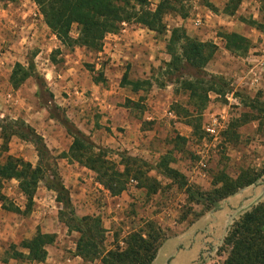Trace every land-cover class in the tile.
Instances as JSON below:
<instances>
[{
  "label": "rangeland",
  "instance_id": "rangeland-1",
  "mask_svg": "<svg viewBox=\"0 0 264 264\" xmlns=\"http://www.w3.org/2000/svg\"><path fill=\"white\" fill-rule=\"evenodd\" d=\"M159 1L148 0L147 7L154 10ZM171 3L175 11L163 17L165 33L122 23L117 33L105 36L97 53L63 46L45 25L34 0L0 2V124L5 120L24 122L43 138L57 158V171L76 215L100 221L102 233L96 242L103 254L112 253L118 264H164V252L151 261L158 251L156 245L187 231L193 237L201 235L203 247L198 256L195 249L182 251L175 258L177 264H226L229 260L236 264L240 243L236 239L227 243L228 235L236 224L247 221V238L252 235L254 242L264 214V69L239 75L252 64L227 59L226 54L221 68L215 67L213 58L201 72L187 65L167 67L180 57L179 48L169 43L174 27L185 25L189 37L213 43L215 36L228 33V26H222L215 14L221 17L226 6H236L235 0ZM210 5L216 9L214 14L209 13ZM237 6L251 11L239 14L246 20L259 9L258 2L254 7L246 2ZM181 15H186L183 23ZM261 18L258 14L257 19ZM196 19L201 21L198 29L193 26ZM222 20L227 22V18ZM229 28L257 45V32L235 22ZM71 36H77L75 25ZM13 72L17 79L27 76L16 88L10 81ZM124 73L130 81L142 83L138 91L120 86ZM209 74L222 77L234 96L231 100L209 98L206 109L196 114L197 106L189 102L180 83ZM242 76H247L246 84ZM50 93L53 103L65 110L69 121L93 145V153L106 150V159L118 172L123 170L120 155L131 149L114 146L112 139L142 137V150L147 153L132 157L150 166L143 171L154 182L141 185L130 177L125 190L112 197L95 172L68 158L72 138L50 116ZM132 119L136 124L128 127ZM211 129L214 132L208 131ZM1 146L0 139V164L11 156L36 165L32 144L12 137L5 151ZM161 159L184 177L187 187L205 195L201 202L189 198L185 187H178L159 172ZM1 193L6 201L0 203V261L7 264V251L14 250L10 245H18L25 254L15 264H102L100 259L87 262L75 255L78 234L59 221V213L65 210L42 182L28 209L15 180H4ZM224 210L213 228L202 224L191 229L201 216L212 221L214 213ZM36 235H54L45 248L46 259L40 263L28 259ZM190 243L191 239L184 240L185 246Z\"/></svg>",
  "mask_w": 264,
  "mask_h": 264
},
{
  "label": "trees",
  "instance_id": "trees-1",
  "mask_svg": "<svg viewBox=\"0 0 264 264\" xmlns=\"http://www.w3.org/2000/svg\"><path fill=\"white\" fill-rule=\"evenodd\" d=\"M16 1L0 0V2L7 3ZM173 1L160 0L154 10L147 7L148 0H34V3L47 28L63 46L69 48L74 46L83 47L99 53L102 50L105 36L117 33L122 23L132 22L157 34L165 33L166 26L163 23V17L168 11H175L171 3ZM261 11L264 13V0L262 1ZM185 16L181 15V17ZM251 24L264 33V23L252 21ZM74 25L77 29L75 38L71 36V30ZM227 38L230 41L231 53L239 56L247 53L250 44L245 38L236 34H231ZM169 43L179 48L180 57L174 63L173 61L168 63L167 67L171 65H187L201 72L216 52V46L213 43H203L193 39L182 28H173L170 31ZM56 52L58 53L59 51ZM15 66L21 68L19 64ZM26 77L24 75L21 79H17L13 72L10 77L12 86L14 88L18 87L25 81ZM141 84L140 82L130 81L126 73H124L120 81L122 88L130 87L134 92L139 90ZM180 88L188 92L189 102L197 106L196 114H200L206 109L209 103V93L224 97L225 94L231 92L222 77L210 74L199 76L193 80H182ZM49 103L51 106L47 105V108L49 112L51 111V118L57 121L72 138L71 145L67 151L68 158L95 172L100 183L112 197L118 196L125 190L126 181L130 177L141 181V185H150L154 182L145 173L150 169V166L137 157L126 154L120 155L119 162L123 166V170L116 171V166L106 159L108 154L106 150H98V155L93 153V145L69 121L65 110L53 103V95L51 93ZM5 121L0 124L1 149L5 151L10 139L18 137L34 146L37 154V163L32 166L20 158L8 156L4 163L0 164V203L4 204L6 201L1 193V185L4 180H15L18 183L19 191L28 201L27 209L30 207L29 204L33 200L38 184L42 182L48 190L55 194V201L65 210V212L59 213V221L66 226L68 231L78 234L75 255L87 262L100 259L102 264H118L113 254H103L96 242V238L102 233L100 221L89 216L78 217L76 215L70 194L57 171V158L51 154L43 138L24 122ZM161 160L158 165L159 172L174 181L178 187H185L189 198L191 197L192 200L201 202L205 195L187 187L184 177L178 171L172 169L169 166V162L164 161V159ZM154 191L155 189L152 188L151 192L154 193ZM246 227L247 221L236 224L226 239L227 243L232 242L233 239L240 243L235 263L264 264V214L258 229L260 235L254 242L251 241L252 235L247 238ZM94 230L97 235H94ZM136 238L135 242L139 240L138 237ZM53 239L54 235H36L31 241L28 259L32 262H43L47 256L45 248L53 242ZM261 241L263 245L259 243ZM162 243L157 244L156 248L159 249ZM21 257L23 256L19 252H14L12 255L14 259H20ZM154 258L152 257L151 261ZM231 263L229 260L226 264Z\"/></svg>",
  "mask_w": 264,
  "mask_h": 264
},
{
  "label": "crops",
  "instance_id": "crops-1",
  "mask_svg": "<svg viewBox=\"0 0 264 264\" xmlns=\"http://www.w3.org/2000/svg\"><path fill=\"white\" fill-rule=\"evenodd\" d=\"M262 1L263 0H241V3H239L240 1L236 2V0H235L236 6L234 8L229 9L226 6L220 12L221 13V17L220 16L217 17L216 14H215L216 19H218L219 23L222 24V26H224V25L228 26V29L225 28V31H228V33H226L227 34L226 36H221V37L215 36L213 38V44L216 46V52H215V54L213 56V59H214V61L216 63V64H214L215 67L216 66H218L219 68L222 67L220 64H221V62L223 60H225V58L222 55L226 54V58L227 59L228 58L229 59H233L234 58L235 60H237L238 62H240L243 65H245L246 62H249V63L252 64L251 66H245V68H243L240 71L239 75L243 74L246 70H248L249 74H251V73H258L260 70L264 69V33H262L259 30H257L251 24L252 21H256V22H259V23H264V13L261 11ZM243 2H246L249 6H252V4H253V7H254V4L256 6V3L258 2L259 3V9L257 11V15L260 14L262 16V18H261L262 20L259 21V19H257V15H253L252 18L249 19V20L240 19L239 14H241V11L244 12L246 10V8L243 9V7H238L237 5L239 4L240 6H242ZM210 7H211L210 8L211 12L209 11V13L214 14L213 12L216 11V9L213 7V5H210ZM225 9H226L227 12L225 11ZM250 13H251V11H249V10L245 11L246 15H248ZM222 17L223 18H227V22L223 21ZM235 17H238V21L234 20ZM180 18L182 19L181 23H183V21H184L183 19H185V18L181 17V16H180ZM234 22L237 23L238 25L246 26V27H248L249 29H251L254 32H257V34H256V37L258 39L257 45H253L254 42L252 43L251 40L247 38V36L240 35L236 31H232V29H230L229 26L234 25ZM200 24H201L200 19H196V20H194V25L193 26L196 29H198L199 28L198 26H200ZM174 28H182V27H174ZM185 28L186 27L184 25L182 29H185ZM145 30H147L148 32L152 33V31H150V30H148L146 28H145ZM231 34L239 35V36L245 38L249 42L250 45H249V49H248L247 53L245 54L246 56L245 55L239 56V55H235V54L231 53V51H230V43L228 44L229 40L227 38ZM200 36L202 38H204V35H200ZM199 41L203 42V43L205 42L203 39H199ZM148 45H150V43H146V46H148ZM255 52H261V54H257ZM218 70H216V71H218ZM218 74L223 75V73H218ZM246 78H247V76H246ZM246 78H245V76H242V78H241V81H244L245 84H246V82H245ZM183 92L186 93V95L188 97V92L185 91V90H183ZM208 96H209V98H213V99L217 98V97H220V96H218L217 94H214V93H209ZM233 96H234V93L233 92H229V93L225 94L224 97H226L227 100H231V99H233ZM217 103H219V102H217ZM215 105H217V104H215ZM225 105H227V103L223 104L224 107H226ZM135 124H136V121L132 119V121L127 123V126L131 127L132 125H135ZM112 140H113L114 146H116V147L131 149L132 151L130 150L129 153H127V155H129V156H138V155H140L142 153H147V152H144L142 150V149H144L143 143L145 141H143L142 137H139L138 135H134V136L126 135L123 138H117V139H112ZM148 153H150V151H148ZM146 156H148V155H146ZM143 159H146V157H144ZM224 213H225V210L221 211V212L214 213L212 215V217H213L212 221H207V216H205V217L201 216L192 225L191 229L193 230L194 228H196V226H200L202 224H205V225L209 224L210 228H213L212 226H216V224L219 222L221 216H223ZM197 228H199V227H197ZM207 228L209 230V227H207ZM194 232H196V231H194ZM188 233L189 232L187 231V232H185L183 234H180V235H177V236H174V237H170V238L164 240V242L159 247V249H158V251L156 253L155 261H156V258L160 254H162L163 252H164V264H168V262L170 264H177L175 258L182 251H190V250H194L195 249L196 252H197V256H198L200 251H201V249H202V247H203V244L201 243V235H195V237H193L194 235L192 236V235H189ZM189 239H191V243L188 244L187 246H185L184 245V240H189ZM192 239L194 241H192ZM180 247H182V248H180ZM10 249H14V250L12 252H10L9 250L7 251V252H9V259L6 260V261H8L7 264H12V263L15 264L17 261L23 260L21 258L20 259L12 258V255L14 254V252H19V253L22 254V256H24V254H25V253H22V249L19 248L18 245H16L15 248H14V246L10 245ZM0 264H5V263L0 261Z\"/></svg>",
  "mask_w": 264,
  "mask_h": 264
},
{
  "label": "built area",
  "instance_id": "built-area-1",
  "mask_svg": "<svg viewBox=\"0 0 264 264\" xmlns=\"http://www.w3.org/2000/svg\"><path fill=\"white\" fill-rule=\"evenodd\" d=\"M208 131H210V132H214V130H213V129H211V130H208Z\"/></svg>",
  "mask_w": 264,
  "mask_h": 264
}]
</instances>
